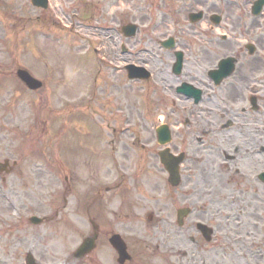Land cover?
Here are the masks:
<instances>
[{
	"label": "rangeland",
	"instance_id": "rangeland-1",
	"mask_svg": "<svg viewBox=\"0 0 264 264\" xmlns=\"http://www.w3.org/2000/svg\"><path fill=\"white\" fill-rule=\"evenodd\" d=\"M86 1L89 0H51L49 14L34 8L31 0L0 1V161H21L14 173L0 175V256L5 253L6 238L8 241L14 238L7 227L20 222V218L27 223L31 216L48 215L56 219L59 210L74 221L75 207L79 203L83 207L95 188L105 193V187L115 176L111 171L118 170L115 163L121 161L122 169L128 167L129 173H135L143 166L144 173L151 176L152 185L145 191V202H141L136 210L142 216L140 222L135 220L127 227L116 228L119 233L139 239L149 254L155 253L161 242L169 254H190V236L198 240L201 235L196 228L185 235L184 231L176 229L174 221L180 209L193 205L188 203L186 196H190V189L195 188L198 195L190 198L197 212L190 222L204 221L216 231L212 243L205 242L202 237L200 241V250H204L210 264H222V261L224 264L261 263L264 184L259 180L251 182V175L244 170H241L243 175L235 176L228 175L221 167L217 168L218 173L207 175V190L201 193L194 176L198 172L193 171L199 167L194 160L182 166V176L189 175L190 178L185 177L184 188L174 196L175 189L169 185L158 157V152L167 146L158 143L156 133L162 122L158 116L168 118L173 107L170 90L164 96L159 90L161 86L155 82L163 79L168 89L174 87L171 69H168L173 64L172 56L160 50L159 43L175 37L180 50L188 54L187 14L193 6L195 10L203 7L207 13L223 15L224 21L218 29L221 33L230 34L231 19L235 27L238 24V29L247 25L248 29L241 36L244 42L240 45H243L247 40H253L250 10L255 0H187L189 6L178 14L174 13L175 8L182 0H102L101 9L105 11L102 17L97 11L101 2L97 0L99 4L93 8L94 17L88 19L82 16L81 10V4ZM50 14L55 19H51ZM127 23L141 26L140 35L131 41L119 35V29ZM91 24H107L106 27L114 30H94ZM255 30L257 38L262 40L263 30L258 27ZM122 44L136 52L141 48L148 49L140 59L141 64L148 63L154 73L153 80L129 83L125 71L114 68L123 67L126 60L139 62L138 57L123 55ZM226 44L224 50L211 54L212 58L216 55L219 59L222 55L227 57L239 47L237 39L229 43L231 46ZM262 51L258 57L264 59ZM19 68L43 81L45 88L36 93L23 89L16 76ZM173 146L180 148L177 138ZM216 147H220L219 142ZM113 148L116 152L121 150L117 159L113 157ZM216 151L222 156L219 149ZM192 155H195L194 151ZM139 158L148 161L144 163ZM251 165L252 175L264 171L263 160ZM211 167L209 164L208 168ZM64 177H69V181L66 182ZM253 185L260 188L259 195L253 194ZM64 187L71 190L66 193L69 199L66 208H63ZM102 208L105 211V207ZM114 208H118L116 203L112 207L116 212ZM84 211L82 209L83 219ZM150 215L153 219L149 223ZM50 219L53 223L54 219ZM84 220L80 221L87 235L90 226ZM254 224L260 226L254 227ZM177 232L180 234L176 235ZM54 233L57 230L51 229L49 234L56 235ZM60 233L62 236L57 234L50 241L47 236L39 247L48 255L46 263L59 264L56 254L74 240L71 228L65 230L62 227ZM221 247L226 248L225 260L221 258ZM26 249L19 248V257ZM234 252L241 256L232 254ZM101 260L108 262L109 256H101ZM14 262L24 264L25 260L11 261ZM150 262L145 260V263Z\"/></svg>",
	"mask_w": 264,
	"mask_h": 264
},
{
	"label": "flooded vegetation",
	"instance_id": "flooded-vegetation-1",
	"mask_svg": "<svg viewBox=\"0 0 264 264\" xmlns=\"http://www.w3.org/2000/svg\"><path fill=\"white\" fill-rule=\"evenodd\" d=\"M184 2V6L179 10L180 12H183L186 9L185 7L189 6L187 0H184ZM193 10V6L188 9L189 12ZM99 12L100 17H102V13L105 11L99 10ZM214 14L204 12V18L201 22L197 24L189 23L186 41L188 54L186 53V56L191 58L192 61L188 62V64L186 63L180 75H176L174 72L175 52L168 53L173 59V64L168 69H171L170 72L175 88L168 89L165 84L166 81H163V79H160L159 83H157V80L155 82L157 86L165 87L164 92L166 95L167 90H170L169 96L172 100L173 111L168 118L164 117L162 123L168 125L171 129L172 140L170 149L172 153L175 155L180 153L188 154V163L195 160L199 169L195 168L193 171L195 173L198 172L194 176H196L195 180L201 183L200 187L207 188L205 184L207 175H212L214 172L218 173L221 167L226 169L225 171L228 175L233 174L235 176L243 175L241 170H244L251 175L249 179L253 183L259 180L261 184H264L259 179V176L264 171H261L256 176L252 175L253 171L251 170L253 162L264 161V59L258 57L261 49H263L264 55V38L259 40L255 30L256 27L262 29L263 33L261 36H264V14L259 17L253 16V26L250 28L253 30V40H247L243 45H240V43L244 42L241 36L244 35V31L246 28L248 29V26L244 25L238 29V24L235 27L234 20L231 19L230 34L221 33L212 24ZM237 29L242 31H237ZM119 32L122 33V30ZM138 35H140V32ZM236 39L239 47L237 46L238 48L234 53L227 55V57H234L237 60L235 62V71L230 77L222 79L221 73L225 75V72L217 71V69L223 60V55L219 59V55L212 58L211 54L224 50L226 43L229 44ZM259 42L261 43L259 44ZM250 44H253V48L256 50L253 62L248 61L246 57L248 45ZM229 46L231 45L229 44ZM159 49L164 51L161 47ZM211 50L214 51L211 52ZM142 53L147 52L141 49L136 55H132L129 52L128 56L138 57L139 62L126 60L123 68L131 64L141 63L140 57ZM123 55H126V52ZM143 64L148 66V63ZM125 79L129 81L127 76ZM46 123L48 124L47 120ZM176 138L179 141L180 148L173 146ZM218 142L220 147H216ZM217 149L221 151L222 156H219ZM192 151L195 152V155H192ZM200 151H203V154ZM120 153L121 150L117 151L116 155L120 156ZM115 164L118 170L111 171L115 176L112 177L110 183L107 184L108 186L105 187V193H102L101 189L95 188L94 192L85 199L83 207L80 203L78 207H75L74 213L79 217V220L66 222L61 211L56 212V217L62 220L58 223L71 228L74 233L73 239L76 240L75 242L73 240L70 246L62 247V250H59L60 253L56 254L57 260L60 261L59 264H120L118 254L113 249L110 239L114 234H119L116 228L127 227L129 223H133L135 220L137 223L140 222L142 216L136 213V210L141 205V202H145L143 200L146 197L145 191L152 184L150 182L151 176L149 177V175L144 173L143 166H141L142 169L138 167L137 172L129 173L128 167L125 170L122 169L123 163L121 161H116ZM209 164L212 166L211 168H208ZM60 169L63 171L62 168ZM59 176L62 175L59 174ZM65 181L68 182L69 177H66ZM64 190L63 208H66L69 203L66 193L71 190L65 187ZM253 190L255 195H259L261 192L260 188L254 185ZM177 193V190L173 191L174 196ZM193 196L195 195L186 196L189 198L188 203L192 202L190 197ZM88 199L89 202H87ZM172 202H175L173 197ZM115 203L118 205L117 209L114 208L116 212L112 209ZM103 206L105 211L102 208ZM82 209L85 210V218L87 217L86 219L84 218L85 220L81 218ZM118 209L119 211H117ZM192 215L184 220L183 228H179L177 226L176 213V221H174L176 229L184 231L185 235H187L190 232L189 230L194 228L195 223L204 222L200 220L190 222ZM152 219L153 217L150 220L148 217L147 221L150 223ZM80 220H84L90 226L87 235L84 232L85 227H83V223ZM191 223L192 225L189 228ZM50 225L49 218H46L45 222L40 226H32L30 223L23 222L15 224L10 230L11 235L14 237L10 249H13L16 244L17 247L18 245L22 248L28 247L26 250L34 255L35 264H46L44 262H48V255L44 253V250H40L39 247L45 240L48 239L50 241V238L46 239L45 237L46 235L49 237ZM55 228L57 226L54 225ZM44 230H47L46 235ZM120 234L126 242L131 255V259L126 261L125 264H148L145 263V260L146 262L151 260L149 264H163V262H166L165 264H210L209 257H205L206 254L203 253V249L198 254H189V252H184L182 255L162 254L161 243L155 248V253L149 254L145 248L146 245L139 239H130L124 232ZM178 234L180 233L177 232L176 235ZM95 236L97 238L94 249L82 259L76 258V251L82 242ZM190 238L192 245H194L193 247L198 249V245L202 240L201 237H198V240L192 236ZM45 244H43V247ZM221 251H224V247H221ZM5 252V256H7L8 250ZM10 256L8 255L7 257ZM101 256H109V261H102ZM62 257H65V259L62 260ZM174 257L175 261L173 260ZM221 258L225 260L224 253H222ZM13 259L18 262L23 261L25 253L24 257H19V254L14 253ZM7 260V258L1 256L0 264H6ZM222 264H224V261H222Z\"/></svg>",
	"mask_w": 264,
	"mask_h": 264
},
{
	"label": "water",
	"instance_id": "water-1",
	"mask_svg": "<svg viewBox=\"0 0 264 264\" xmlns=\"http://www.w3.org/2000/svg\"><path fill=\"white\" fill-rule=\"evenodd\" d=\"M262 4H263V0H261L258 3H256V5L254 7V10H256V7H257V11L256 12H259V9L261 8ZM135 31H136V27L135 26L128 27V32H129L128 35L129 36H133L135 34ZM178 69H179V66H178ZM18 76L32 90H38L39 88L42 87V83L40 81L36 80L35 78L31 77L30 74L27 71H25V70H19ZM136 76H140V75H136ZM8 166H9L8 162H6L5 164H0V172H3V170L6 169ZM118 238L119 237H116L115 240H114V244L115 245L116 244L119 245V242L116 241Z\"/></svg>",
	"mask_w": 264,
	"mask_h": 264
}]
</instances>
